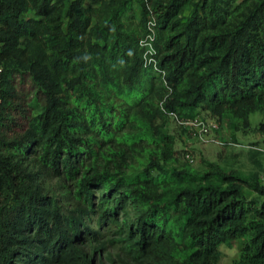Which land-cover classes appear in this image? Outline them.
I'll return each mask as SVG.
<instances>
[{
    "label": "trees",
    "instance_id": "trees-1",
    "mask_svg": "<svg viewBox=\"0 0 264 264\" xmlns=\"http://www.w3.org/2000/svg\"><path fill=\"white\" fill-rule=\"evenodd\" d=\"M165 111L264 114V0H0V264H264L262 176L181 165Z\"/></svg>",
    "mask_w": 264,
    "mask_h": 264
},
{
    "label": "rangeland",
    "instance_id": "rangeland-1",
    "mask_svg": "<svg viewBox=\"0 0 264 264\" xmlns=\"http://www.w3.org/2000/svg\"><path fill=\"white\" fill-rule=\"evenodd\" d=\"M25 88V95H28L31 89ZM199 117L208 122H216L206 114ZM169 125L177 138L176 149L181 153V165L185 164L200 172L207 167L208 162H214L225 169L237 168L245 176L259 174L264 184V114L251 115L250 127L237 133L236 141L231 139L226 128L210 132L208 143H204L195 132L179 126L175 121ZM220 142L225 145H220ZM185 152L194 158V163H190ZM241 250L242 244L238 241L222 245L220 264H232L239 258Z\"/></svg>",
    "mask_w": 264,
    "mask_h": 264
},
{
    "label": "built area",
    "instance_id": "built-area-1",
    "mask_svg": "<svg viewBox=\"0 0 264 264\" xmlns=\"http://www.w3.org/2000/svg\"><path fill=\"white\" fill-rule=\"evenodd\" d=\"M148 25H149L151 34L148 35V37L142 41V46L146 47V51L144 54L145 67H153L154 70L159 72L158 62L155 58L156 51L152 44L153 41L155 40V32L153 29L155 26V22L152 20L149 22ZM165 113L167 116L171 118V120L175 121L179 126L186 128V129H190L193 132H195L198 138L204 143H208L209 141L208 137L210 135V132L218 131L220 129V126L217 122H211V121L208 122L200 117H197L194 119L181 118L179 114L176 112H166L165 111ZM220 145H225V144L220 142ZM186 157L190 161V163H194V158L190 154H187Z\"/></svg>",
    "mask_w": 264,
    "mask_h": 264
}]
</instances>
